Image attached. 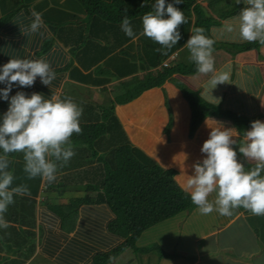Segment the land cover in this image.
<instances>
[{
    "label": "crops",
    "instance_id": "obj_1",
    "mask_svg": "<svg viewBox=\"0 0 264 264\" xmlns=\"http://www.w3.org/2000/svg\"><path fill=\"white\" fill-rule=\"evenodd\" d=\"M193 4L200 5L202 14L211 18L209 35L212 28L221 27L243 7L236 0H194ZM193 4L186 32L185 24L179 26L185 32L181 42L165 58L147 65L154 61L151 46L144 45L138 36L135 41L124 39L126 34L119 24L100 21L96 27L92 22L83 23L86 12L80 10L76 0H0V65L11 57L45 58L56 72L50 86L42 84L38 77L31 87H14L11 94L18 90L28 94L40 92L46 97L59 94L75 100L83 111L88 104L95 108L114 101V115L128 140L162 168L172 169L174 182L187 193V175L193 174V165L205 155L200 149L209 136L206 120L216 126L224 123L226 127H235L239 133L233 116L264 121V45L253 42L255 45L250 43L244 49L241 46L248 42H237L224 34L217 39L213 55L217 73L230 71L229 82L215 85L213 73H173L127 103L119 104L114 98L155 76L171 55L174 60L170 66L193 63L184 46L190 31L196 28ZM33 11L41 14L45 25L36 33L29 31ZM91 29L88 42L86 34ZM70 84L85 87L86 91L77 93L81 97L71 95L73 89L66 88ZM191 93L230 114L205 116L191 129ZM7 107L8 102L0 100V113ZM95 110L99 112L98 108ZM84 118L82 114L80 123ZM95 143L91 147L72 144L75 155L59 168L53 182L58 188H51L53 183L39 177L28 179L24 167L19 172L14 186L27 185V195L36 200L31 229L37 244L27 264H32L37 256L54 264H115V258L104 263H98L97 258L121 242L108 227L113 215L103 202L82 203L72 216L64 219L51 209L70 197L97 195L98 191L87 190L86 186L100 177L109 149ZM20 154L9 157L10 166ZM238 158L244 159L241 155ZM246 163L255 167V161ZM8 222L18 227V222ZM136 243L141 250L132 248L134 255L127 260L125 257L122 264H264V216L253 215L242 207L235 209L232 216L217 212L202 215L194 205L144 229Z\"/></svg>",
    "mask_w": 264,
    "mask_h": 264
},
{
    "label": "clouds",
    "instance_id": "obj_2",
    "mask_svg": "<svg viewBox=\"0 0 264 264\" xmlns=\"http://www.w3.org/2000/svg\"><path fill=\"white\" fill-rule=\"evenodd\" d=\"M183 2L154 0L152 10L142 17L141 34L159 44L158 51L164 54L181 40L179 26L188 23L184 12L176 6ZM236 4L243 7L221 27L212 28L211 35L206 34L205 28L196 27L184 44L199 73L215 74V85L230 79V71L217 73L215 69L214 45L220 36L229 34L237 42L264 45V0H236ZM32 16L29 31L36 33L45 25L40 13L33 11ZM121 29L135 41L137 34L127 16ZM173 60L171 55L162 66L169 67ZM38 77L46 86L56 78L45 58L11 57L0 65V100L8 102L7 110L0 113V229L10 226L5 213L14 198L30 194L27 185L14 186L9 157L22 153L28 179L39 177L51 184L57 179L59 168L75 155L73 134L82 132L83 108L72 98L59 94L46 97L40 92L28 94L23 90L11 94L14 87H31ZM206 126L209 136L200 149L205 155L193 165V174L187 175L185 191L191 202L202 215L217 212L227 217L242 207L253 215L264 216V121H251L242 137L237 128L224 123L216 126L206 120ZM248 160L255 161L254 168L246 169Z\"/></svg>",
    "mask_w": 264,
    "mask_h": 264
},
{
    "label": "trees",
    "instance_id": "obj_3",
    "mask_svg": "<svg viewBox=\"0 0 264 264\" xmlns=\"http://www.w3.org/2000/svg\"><path fill=\"white\" fill-rule=\"evenodd\" d=\"M76 1L81 6L80 10L86 12L82 21L85 24L92 22V26L98 27L100 21H105L106 23L112 22L115 26L117 24L121 26L123 19L127 16L139 39L144 45L151 46L149 50L155 51L154 61L147 65L156 64L168 54L169 50H166L167 54L161 51L159 55L158 49L161 46L141 34L142 17L152 10L154 0ZM193 2L194 0H184L182 4L176 5L184 12L187 20ZM143 3L144 6L141 7ZM193 11L197 15L195 27L205 28L206 34L209 35L211 18L202 14L200 5L193 4ZM186 25L188 26V23L185 24V32L187 30ZM93 30H89L86 34L88 36L86 41L89 42V36ZM179 31L181 36L185 35L184 28ZM128 38L127 35L124 36V39ZM251 44L255 45V43ZM216 46L217 44L214 45V49ZM249 46L250 43L243 44L241 47L245 49ZM196 70L197 67L194 62L189 66L179 64L169 67L160 66L155 76L139 82L132 89L116 96L114 100L119 104L127 103L136 98L143 90L159 85L173 73L184 75ZM82 77L81 79L85 80L86 77ZM184 91L187 92L186 89ZM113 102L111 101L106 105H95L99 112L92 105H85L84 122L80 123L82 132L80 134L74 133L71 138V144L83 143L89 144L91 147L98 141L95 144L101 143L104 150L109 149V153L105 155L103 161L100 177L92 179V182L86 186L87 190L98 191L97 195L90 196L87 193L83 196L70 197L65 203L56 205L54 208L51 207L56 216L64 219L72 216L82 203L90 204L100 201L107 206L113 215L108 222V227L121 242L119 245L99 254L97 256L98 263L111 261L125 247H131L135 251L141 250L136 246V240L144 229L178 212L190 210L194 206L190 196L174 182L173 170L162 168L152 157L128 140L120 122L114 115ZM190 107L192 109L191 129L205 116L224 113L219 107L194 96V93H191L190 96ZM224 114L229 115L230 113L225 112ZM233 117L242 134L243 130L249 127L251 121L238 116ZM238 155L240 154L238 153ZM12 162L9 170L15 176V183L18 182L16 179L20 177L19 172L24 167L23 154H20L19 158ZM245 167L250 169L254 166L245 163ZM25 175L24 173L23 176L26 178ZM57 185L53 183L51 188H58ZM35 209L36 200L33 196L19 195L14 198V203L9 206L5 213V219L19 224L17 227L9 223L10 226L7 229H0V264H27V261L35 253L37 239L35 240V232L31 229L35 223Z\"/></svg>",
    "mask_w": 264,
    "mask_h": 264
},
{
    "label": "rangeland",
    "instance_id": "obj_4",
    "mask_svg": "<svg viewBox=\"0 0 264 264\" xmlns=\"http://www.w3.org/2000/svg\"><path fill=\"white\" fill-rule=\"evenodd\" d=\"M197 71V70H196ZM73 87V88H72ZM68 90H70L71 91V89H73L72 90V92L70 93L71 95H72V93H73V95H75V96H77L78 97V95L79 94H77V93H84V91H86V89H85V87H82V86H79V85H73V84H70L69 86H67L66 87ZM79 97H81L80 95H79ZM137 244V243H136ZM132 248H129V247H125L124 249H123V251H121V253L119 254V257L117 256H115V259H116V262H115V264H122V261L124 262L125 261V257H126V260L128 259V258H130V257H132L133 255H131V252H132V250H131ZM123 252V253H122ZM131 255V256H130ZM114 259V258H113ZM32 264H54L52 261H49L47 258H42L41 256H37L36 257V259L32 262Z\"/></svg>",
    "mask_w": 264,
    "mask_h": 264
},
{
    "label": "built area",
    "instance_id": "obj_5",
    "mask_svg": "<svg viewBox=\"0 0 264 264\" xmlns=\"http://www.w3.org/2000/svg\"><path fill=\"white\" fill-rule=\"evenodd\" d=\"M164 65H167V63L165 62Z\"/></svg>",
    "mask_w": 264,
    "mask_h": 264
}]
</instances>
